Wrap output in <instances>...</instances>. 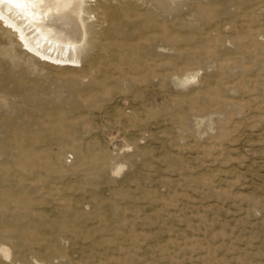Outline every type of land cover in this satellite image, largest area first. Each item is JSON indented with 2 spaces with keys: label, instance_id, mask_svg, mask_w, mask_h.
<instances>
[{
  "label": "rangeland",
  "instance_id": "obj_1",
  "mask_svg": "<svg viewBox=\"0 0 264 264\" xmlns=\"http://www.w3.org/2000/svg\"><path fill=\"white\" fill-rule=\"evenodd\" d=\"M82 11L74 69L0 27V264H264V0Z\"/></svg>",
  "mask_w": 264,
  "mask_h": 264
},
{
  "label": "bare ground",
  "instance_id": "obj_2",
  "mask_svg": "<svg viewBox=\"0 0 264 264\" xmlns=\"http://www.w3.org/2000/svg\"><path fill=\"white\" fill-rule=\"evenodd\" d=\"M84 4L85 0H0V27L40 64L74 69L77 62L69 56L85 36Z\"/></svg>",
  "mask_w": 264,
  "mask_h": 264
}]
</instances>
